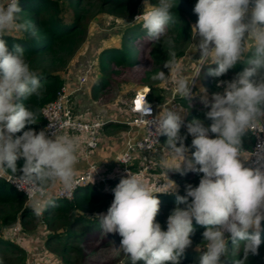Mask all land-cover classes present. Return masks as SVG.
<instances>
[{
	"label": "clouds",
	"instance_id": "obj_1",
	"mask_svg": "<svg viewBox=\"0 0 264 264\" xmlns=\"http://www.w3.org/2000/svg\"><path fill=\"white\" fill-rule=\"evenodd\" d=\"M176 8V0H158L137 15L151 42L163 39L168 45V58L163 62L168 73L160 69L152 79L171 80L176 95L188 100L189 106L191 99L200 95L204 107L210 108L205 117L212 123L206 125L204 120L193 118L185 125L184 108L171 105L154 119H146L151 138L148 147L153 148L158 137L166 135V152L160 158L166 174L171 170L203 175L198 186L188 184L185 194L179 195L178 185L170 179L163 190H156L128 171L112 189L114 199L107 212L88 217L98 221L105 235L114 233L122 238L118 250L130 264H180L193 243V221L205 229L203 247L196 246L201 253L199 264H225L229 241L234 246L243 242V257L234 259L233 264H246L250 255L259 254L264 242V139L255 151L243 148L249 133L264 129V0L195 3L193 11L198 19L191 26L192 41L199 39L191 44L192 52L200 53V69L204 64H215L209 75L220 78L238 64L247 65L230 80L217 79L216 87L222 91L212 93L211 99L203 86L196 93L192 91L193 78L199 74H179L174 37L168 35ZM22 12L20 0H0V174L6 173L8 182L26 193L27 205L39 220L59 198L52 189L59 185L61 194L68 196L76 190L80 139L62 132V126L49 119L47 128L54 129L51 135L47 129L37 132L31 127L16 135L39 123L42 109H33L25 101L32 96L39 98L45 91L24 47L18 43L9 46L6 39L13 33L39 38L35 24ZM173 69L178 73L174 80ZM137 110L145 118L151 114V108L144 105ZM182 126H186L185 134ZM188 135L193 137L191 146L185 143ZM92 143L90 140L89 145ZM21 158L24 163L18 166ZM156 193L176 195L166 230L156 219L161 204Z\"/></svg>",
	"mask_w": 264,
	"mask_h": 264
},
{
	"label": "trees",
	"instance_id": "obj_2",
	"mask_svg": "<svg viewBox=\"0 0 264 264\" xmlns=\"http://www.w3.org/2000/svg\"><path fill=\"white\" fill-rule=\"evenodd\" d=\"M62 0H20L21 8L23 9L22 16L30 19L38 30V37H32L30 34L13 33L7 37L9 46L12 44H20L24 47L27 60L34 70L38 72L41 77V82L44 84L45 91L39 98L36 96L30 97L25 103L33 109H41L42 105L47 101L54 99L60 92L61 86L65 82L66 73L69 68L68 61L73 57L78 47L84 42L88 30V18L82 6L83 0H66L67 5L72 9L73 13L70 17H65ZM155 3L158 0H153ZM99 10L106 9L110 13H117L122 16L132 17L137 12V0H97ZM177 8L173 11L175 22L169 25L168 33L174 37L175 50L177 52V60L184 53L190 41L192 33L191 26L193 20L198 19L197 14L194 13L193 8L197 0H187L188 4H180L177 0ZM138 35L140 38H145L151 42L145 30L140 24L136 27L126 28L123 33V38L120 46H112L104 48L100 53V58L103 61H110L115 65L130 66L136 56V51L133 41ZM142 40V39H141ZM151 58L154 64L163 67V62L168 58V45L162 39L160 43H154L151 51ZM102 63V62H101ZM105 67V66H104ZM101 65V69H105ZM205 68H215L217 65L212 64L209 66L204 65ZM247 65L238 64L233 68V76L242 71ZM110 84L109 78L100 75L93 83L91 94L93 98L98 97L101 90L105 89ZM148 96L153 101L163 99L161 93L154 95L156 86L149 84ZM155 99H154V98ZM185 100H182V102ZM184 103V102H183ZM205 112L198 113L191 111L186 120L191 121L193 118H202L205 123L212 122L205 117ZM109 124H117L108 122ZM44 125V118L41 115L39 123L35 125L26 126L24 130L16 135H21L28 127L34 128L39 131ZM181 133L185 134L186 130L181 128ZM193 137L187 136L185 141L187 146H191ZM167 140L166 135H162L161 142L164 144ZM254 137L249 133L244 139L243 148L250 149L253 145ZM194 151V149H191ZM18 166H22L24 160L21 158L17 161ZM179 173V175H177ZM194 175L195 186H198L202 173L187 172ZM175 175L181 176L180 172L175 171ZM191 175H188L190 177ZM120 177H111L108 179L109 190L105 191L100 188L94 187L91 183L78 187L71 199L58 198L55 206H49L43 217L37 220L27 205L26 197L23 192L17 190L11 183L6 181L0 176V254L10 253V259H0V264H27L28 257L26 250L19 243L13 239L5 237L1 233V229L11 223L17 222L21 231H28L35 228L38 224L42 223L45 227L53 228L57 225L60 226L57 218L51 216L52 213H60L65 217L62 225L66 223L64 246L73 248L77 255H82L83 250L80 244L85 236L100 228L98 221L90 219L96 213L102 212L106 208L107 203L112 201L114 196L112 189L119 183ZM155 189V188H154ZM179 195H184L185 191H179ZM160 197H164L167 203L171 206L176 204V195L171 193H156ZM162 211L160 207L159 213ZM158 213V214H159ZM89 216V217H88ZM161 222V221H159ZM195 232L191 236L193 241L192 246H195L200 238L203 241L202 233L205 230L203 226L195 224L193 221ZM75 226L80 227L79 231H73ZM263 226V225H262ZM60 231H49L46 236V243L54 240H60L63 236ZM261 239L264 241V231L261 232ZM76 242V245H70ZM237 253L233 252L234 245L231 241L228 243L229 257L225 258V264H233L234 259L243 257L242 246ZM189 247L185 254L181 257L180 264H199L200 252L196 248ZM258 255H250L246 264H264V242L258 249ZM138 264V263H137ZM139 264H144V261H139Z\"/></svg>",
	"mask_w": 264,
	"mask_h": 264
},
{
	"label": "rangeland",
	"instance_id": "obj_3",
	"mask_svg": "<svg viewBox=\"0 0 264 264\" xmlns=\"http://www.w3.org/2000/svg\"><path fill=\"white\" fill-rule=\"evenodd\" d=\"M177 1L183 5L188 4L184 3L187 2V0ZM137 2V12L133 14L132 17H126L117 13H110L106 9L99 10L97 8V0H83L82 8L88 18L87 35L84 42L78 47L73 57L68 61V66L72 68L71 70L74 75L81 74L84 73V71L89 70L88 76L90 75L89 77H91L90 80L92 82L90 89H92L94 81L100 75L107 76L110 84L105 89L101 90L99 96L95 98H93L90 90L91 98L84 97V102L87 101L88 104L86 106L84 105L81 111L91 112L99 115L101 118H113L118 119L119 121H128L131 119L132 115L129 110L130 99L136 90L144 87L148 88L149 84H153L157 87L156 91H154V95L161 93L163 97H165L170 96L172 93L171 90L174 83H172L171 80L169 82H161L152 79L153 75L160 69L165 71L166 74L168 73V69L154 64L150 54L152 48L154 47V43H150L146 39V36L145 38H140V35H138L133 41H131L134 45L136 56L130 66L115 65L109 60L102 61L100 58V53L104 48L120 46L125 29L127 27H136L138 24L141 25V19L137 18V15L142 14V11L150 7L151 4H155L153 0H137ZM61 5L63 7L65 17H70L73 11L67 5V1L62 0ZM196 21L197 19L193 20V24ZM168 35H170V33H168ZM198 39L199 38L197 37L196 41H192L191 33L190 41L186 50L177 60L178 66L180 67V65H182L179 74H183L188 77L195 76L196 68L199 64L198 60L200 59V53L198 51L192 52L191 41L198 42ZM101 65L103 67L105 66V69H101ZM204 65L209 66L212 64ZM204 65L201 67L199 71L200 73L198 72L199 75L196 76V78H193L194 86L192 91L196 93L198 92L200 86H203L208 90L209 99H211L212 93L222 91V88L216 87L217 79L230 80L232 79L234 71L232 68L222 77L213 78L209 75V68H205ZM174 74L176 76L178 75L175 69H173L171 76ZM80 93L81 91L79 90L77 94L80 95ZM183 102L181 100V103L185 108L186 116L194 110L198 113L210 110V108H205L201 103L200 95H196L191 99V106H189L188 100ZM80 105V103L77 105V110L78 108H81ZM211 123L212 122L205 124L210 125ZM127 125V123L119 122L118 125H111L112 127L109 128V131L121 129V126L126 127ZM162 152L163 150L157 151L148 155L144 161L134 162V169L141 168L143 170V174H140L139 176L149 182L156 190H163V188L170 183V180L174 181L175 184L178 185V192L185 191V187L188 184L195 186V183L192 182L195 177L191 173L177 176L179 173L175 175V171L170 170L166 174L165 170L160 167V158L163 154H165L166 149L165 152ZM122 167L123 166L121 164L117 163L116 168H114L113 171L109 170L104 181H94L91 182V184L96 188L108 191V179L111 177H119L118 170ZM188 175L191 176L188 177ZM113 199L114 196L112 200ZM159 199L161 201L160 207L162 208V211L157 215L156 219L161 221L160 223L162 228L166 230L167 217L175 207V204L170 206L164 197H160ZM111 202L107 203L106 208L103 209L102 212H107ZM51 216L57 218L60 226L57 225L48 230L47 227L40 223L35 228L24 231V235H22V231L20 227H18L17 222L11 223L1 229V233L5 237L13 239L19 244L20 241H24V239L26 240L24 241V249L26 250V256L28 257L27 264H130L128 257L123 255V253L118 250L122 238L118 234L114 233L105 235L101 228H97L89 232L80 244L76 242L70 244L81 245L83 253L81 256L77 255V252L73 248L70 246L66 247L62 244L64 241L66 223L62 225L61 222L66 221L65 217H63L60 213H52ZM262 225L264 226V224ZM80 227L82 226H75L72 230L79 231ZM49 231H60L59 233L63 236H60V240H54L46 243L45 240ZM198 241L199 242L191 248L195 249L198 244H201L203 247V241L201 242L200 238H198ZM240 247L241 244L234 246L233 252L237 253ZM11 257L12 254L10 253L0 254V259H10ZM137 263L139 264V261Z\"/></svg>",
	"mask_w": 264,
	"mask_h": 264
},
{
	"label": "built area",
	"instance_id": "obj_4",
	"mask_svg": "<svg viewBox=\"0 0 264 264\" xmlns=\"http://www.w3.org/2000/svg\"><path fill=\"white\" fill-rule=\"evenodd\" d=\"M199 71H200V62L196 68L195 75H198ZM88 72L89 70H86L84 71V73L77 75L75 74L74 76L71 77H66L65 82L61 86L60 92L57 94V96L54 99L49 100L42 105L41 109L43 111L42 116L44 118V125L41 129H47L48 135H51V132L54 131V129H48L47 126L50 123L49 120H52L53 122L62 126L61 128L62 132L68 133L70 135L78 136L80 142L84 144V149L86 150V151H79L78 155L80 159L87 157L88 155L87 153L89 152V150L97 148L100 142V135H99L100 131L103 129V127L108 121L127 123L130 126H135L137 127L135 133L127 137L123 150L115 157V162L116 164L119 163L123 166L121 169L118 170L119 177L126 176L128 171H131L136 175L143 174L142 172L143 170L141 168L134 169L135 167L133 165L134 162L144 161V159L148 155L155 153L157 151L163 150V152H165V149L161 142L162 135L158 137L159 143L154 144L153 148L148 147V144L151 142V138L148 133V126L146 119L149 120L154 119V117L160 111L165 110L171 105H179L183 107V104L181 103V99L177 98L178 96L176 95L174 84L172 85L173 88L171 90L172 93L170 94V96H167L165 101H161V102L152 101L148 96V88L146 87L136 90V92L133 94V96L130 99L129 110L132 113L131 119L128 121H124V120L119 121L118 119H113V118L110 119L101 118L99 115L93 114L91 112L81 111L80 108H78V110L76 109L78 105V102L76 100L77 92L79 90H82L84 83L89 77ZM172 76H173L172 79H174L175 76L174 75ZM138 100L141 102V105L151 108V114L146 116V118L142 117L140 111L137 110ZM183 114L185 116V125H186L187 120H186L185 112ZM149 127L151 128V125H149ZM181 128L185 129L186 126H182ZM252 135L254 137L253 145L250 149H247L246 151L256 150V145L259 142V140L264 139V129L257 130V133ZM90 140L93 142L92 145H89ZM140 145H144V147L141 148ZM252 160H255V157H252ZM99 168H101V165H96L92 163L88 167H86L83 171L76 174V180L78 185L77 188L94 181H104L107 174H103V172H100ZM0 176H2L6 181H8L6 173L0 174ZM13 186L15 187V185ZM52 191L59 198H65V199H71L75 192L74 191L70 196L62 195L61 188L59 185L56 188L52 189ZM23 193L26 197V193L25 192ZM26 201H27V197H26Z\"/></svg>",
	"mask_w": 264,
	"mask_h": 264
},
{
	"label": "crops",
	"instance_id": "obj_5",
	"mask_svg": "<svg viewBox=\"0 0 264 264\" xmlns=\"http://www.w3.org/2000/svg\"><path fill=\"white\" fill-rule=\"evenodd\" d=\"M182 65L179 67V71ZM72 68H68L67 73L65 74L66 77H71L74 76ZM90 76V75H89ZM176 77V75L174 74ZM91 77H88L86 82L84 83V87L82 88L80 95L77 94V102L78 104L80 103V109L86 106L88 104L87 101L84 102V97L86 98H91L90 94V86L92 85V82L90 80ZM167 96L163 97L161 101H165ZM119 124V122H113ZM114 124H107L103 129L100 131V142L97 148L89 150L87 153V157L85 158H80L79 159V164L77 166V171L76 174L80 173L83 171L86 167H88L90 164L94 163L96 165H101V168H99L100 172H103V174H107L109 170L113 171L114 168H116V162H115V157L123 150L125 141L128 136L131 134L135 133L137 127L135 126H121V129H116L113 131H109V128H111ZM116 127V126H115ZM123 127V128H122ZM79 151H86L84 149V144L80 142V148ZM58 186V185H57ZM262 224H264V221H262ZM22 235H24V232H21ZM20 235V234H19ZM24 241H26L24 239ZM24 241H20V244L25 247Z\"/></svg>",
	"mask_w": 264,
	"mask_h": 264
},
{
	"label": "snow or ice",
	"instance_id": "obj_6",
	"mask_svg": "<svg viewBox=\"0 0 264 264\" xmlns=\"http://www.w3.org/2000/svg\"><path fill=\"white\" fill-rule=\"evenodd\" d=\"M141 106V102L138 100L137 101V107L139 108Z\"/></svg>",
	"mask_w": 264,
	"mask_h": 264
}]
</instances>
